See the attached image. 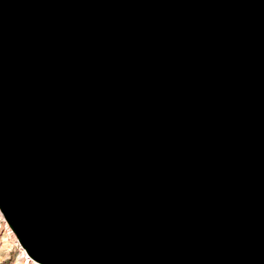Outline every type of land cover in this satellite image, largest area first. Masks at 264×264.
Masks as SVG:
<instances>
[{"label": "water", "instance_id": "1", "mask_svg": "<svg viewBox=\"0 0 264 264\" xmlns=\"http://www.w3.org/2000/svg\"><path fill=\"white\" fill-rule=\"evenodd\" d=\"M0 213L39 264H264V0H0Z\"/></svg>", "mask_w": 264, "mask_h": 264}, {"label": "rangeland", "instance_id": "2", "mask_svg": "<svg viewBox=\"0 0 264 264\" xmlns=\"http://www.w3.org/2000/svg\"><path fill=\"white\" fill-rule=\"evenodd\" d=\"M3 226L4 224H2ZM15 239L13 233L4 230V227L0 229V264H18L17 262L21 256L20 249L16 244L18 242H15ZM22 259L24 260V258Z\"/></svg>", "mask_w": 264, "mask_h": 264}, {"label": "bare ground", "instance_id": "3", "mask_svg": "<svg viewBox=\"0 0 264 264\" xmlns=\"http://www.w3.org/2000/svg\"><path fill=\"white\" fill-rule=\"evenodd\" d=\"M3 224H4V226H3L4 227V230L12 233V231L9 228V226L7 225V223L6 222L4 223V221H3ZM14 241L17 242L16 239ZM16 244H17L18 248L20 249V256H21L20 259L17 262L18 264H39V263H37V262L29 259L28 257H26L25 252L22 249V247L19 245V243H16ZM22 258H25L26 261H24Z\"/></svg>", "mask_w": 264, "mask_h": 264}, {"label": "built area", "instance_id": "4", "mask_svg": "<svg viewBox=\"0 0 264 264\" xmlns=\"http://www.w3.org/2000/svg\"><path fill=\"white\" fill-rule=\"evenodd\" d=\"M3 221H4V219L0 213V229H3V227H2ZM24 260H25V258H24Z\"/></svg>", "mask_w": 264, "mask_h": 264}]
</instances>
